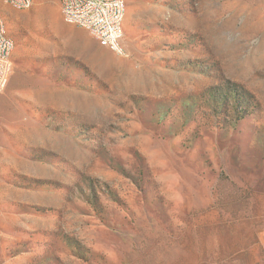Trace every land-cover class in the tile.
<instances>
[{
  "label": "rangeland",
  "instance_id": "obj_1",
  "mask_svg": "<svg viewBox=\"0 0 264 264\" xmlns=\"http://www.w3.org/2000/svg\"><path fill=\"white\" fill-rule=\"evenodd\" d=\"M125 3L0 2V264H264V0Z\"/></svg>",
  "mask_w": 264,
  "mask_h": 264
},
{
  "label": "built area",
  "instance_id": "obj_2",
  "mask_svg": "<svg viewBox=\"0 0 264 264\" xmlns=\"http://www.w3.org/2000/svg\"><path fill=\"white\" fill-rule=\"evenodd\" d=\"M65 14L75 16V20H86L95 27L97 35L111 44V49L122 51L120 46L123 37L119 29V18H115V9H122L125 0L108 4V0H62ZM0 2L16 3L18 6H30V0H0ZM9 46H14L11 37L2 36L0 23V91L7 88L13 71L10 62Z\"/></svg>",
  "mask_w": 264,
  "mask_h": 264
},
{
  "label": "bare ground",
  "instance_id": "obj_3",
  "mask_svg": "<svg viewBox=\"0 0 264 264\" xmlns=\"http://www.w3.org/2000/svg\"><path fill=\"white\" fill-rule=\"evenodd\" d=\"M119 0H108V4H115L118 3ZM59 2L61 3V7H62V13L64 15V18L66 19L67 22L72 23V24H76V25H81V26H85V27H92L95 29L94 26L90 25V23H88V21L86 20H75V16L71 15V14H65L64 13V9H63V1L59 0ZM34 3V0H30V6H18L16 3H10L13 6L17 7V8H21V9H27L30 8ZM124 14H125V6L122 7V9H115V18H119V29L122 31V34L124 35V30H123V21H124ZM0 23L2 24V36H6V37H10L5 29V26L2 22L1 16H0ZM14 50V46H9V56L12 55V52Z\"/></svg>",
  "mask_w": 264,
  "mask_h": 264
}]
</instances>
